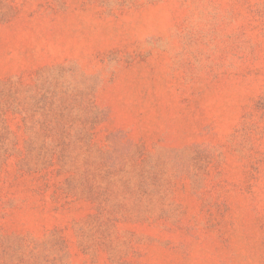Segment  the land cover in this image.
Segmentation results:
<instances>
[{
    "label": "rangeland",
    "instance_id": "1",
    "mask_svg": "<svg viewBox=\"0 0 264 264\" xmlns=\"http://www.w3.org/2000/svg\"><path fill=\"white\" fill-rule=\"evenodd\" d=\"M0 264H264V0H0Z\"/></svg>",
    "mask_w": 264,
    "mask_h": 264
}]
</instances>
